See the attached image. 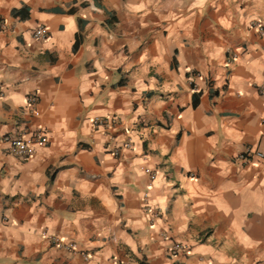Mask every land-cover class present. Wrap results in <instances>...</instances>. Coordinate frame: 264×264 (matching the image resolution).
Here are the masks:
<instances>
[{"label": "crops", "instance_id": "1", "mask_svg": "<svg viewBox=\"0 0 264 264\" xmlns=\"http://www.w3.org/2000/svg\"><path fill=\"white\" fill-rule=\"evenodd\" d=\"M0 20V264H264V156L238 159L264 155V0H0ZM39 130L26 158L2 141Z\"/></svg>", "mask_w": 264, "mask_h": 264}, {"label": "built area", "instance_id": "2", "mask_svg": "<svg viewBox=\"0 0 264 264\" xmlns=\"http://www.w3.org/2000/svg\"><path fill=\"white\" fill-rule=\"evenodd\" d=\"M6 27V22L0 20V28L4 29ZM261 30V29H260ZM33 38L39 41H44L48 38V32L44 26H38L33 32ZM2 96L0 87V97ZM36 103V96H29L27 98V105L32 107ZM36 115L37 112H34ZM2 141L8 144V152L14 156L26 158L32 152V146L35 143L44 144L46 142V135L43 130H39L36 134L32 136L27 135H6L3 136ZM263 157L262 153H256L251 148H246L243 153L238 155V159L245 162L248 161L253 156ZM74 245L70 246L73 248ZM170 253L173 256L177 254L185 253L187 251L186 246L179 242H173L170 247Z\"/></svg>", "mask_w": 264, "mask_h": 264}]
</instances>
